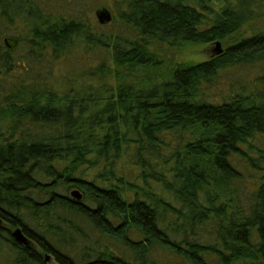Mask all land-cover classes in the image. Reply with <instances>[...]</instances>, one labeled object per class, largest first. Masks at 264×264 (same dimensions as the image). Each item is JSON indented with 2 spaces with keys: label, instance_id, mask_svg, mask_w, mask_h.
<instances>
[{
  "label": "trees",
  "instance_id": "trees-1",
  "mask_svg": "<svg viewBox=\"0 0 264 264\" xmlns=\"http://www.w3.org/2000/svg\"><path fill=\"white\" fill-rule=\"evenodd\" d=\"M86 1L0 0V264H264V88L221 80L264 65V0ZM71 59L101 84L57 89Z\"/></svg>",
  "mask_w": 264,
  "mask_h": 264
},
{
  "label": "rangeland",
  "instance_id": "rangeland-1",
  "mask_svg": "<svg viewBox=\"0 0 264 264\" xmlns=\"http://www.w3.org/2000/svg\"><path fill=\"white\" fill-rule=\"evenodd\" d=\"M108 8L112 16L118 14L116 8L114 7L113 0H87L86 3H83L82 12L84 16L91 21V23H100L97 17L96 11L98 8ZM118 23V21L111 20L107 23ZM255 26L260 29H264V19L259 21ZM244 33L252 32L253 28L250 25H246L244 28ZM163 50L159 52V55L168 62V60L177 61H199L210 57L213 54V45H189L185 47L182 51L176 50V48H170L163 46ZM68 63H65L67 68H59L56 70L55 81L53 82L54 86L57 89L65 90L68 86H72L76 89H85L89 88L91 85L101 84L103 81L99 76L85 75V73H78L76 71H69V68L72 69H88L90 67L87 63H80L78 61L66 60ZM64 64V63H62ZM264 76V65H256L252 67H241L236 69L226 70L222 75L221 80L224 84L223 87L226 90H230L231 87L236 89V79L241 78V82L245 83V90L248 92L250 90H257L264 88V82L261 81L260 76ZM70 76V77H69ZM109 81H113V78L110 77ZM221 85V86H222ZM71 194V193H70ZM50 264H56L54 260H50Z\"/></svg>",
  "mask_w": 264,
  "mask_h": 264
},
{
  "label": "water",
  "instance_id": "water-1",
  "mask_svg": "<svg viewBox=\"0 0 264 264\" xmlns=\"http://www.w3.org/2000/svg\"><path fill=\"white\" fill-rule=\"evenodd\" d=\"M96 14H97V17L99 19V22L103 23V24L111 21L112 17H113L111 11L108 8H104V7L98 8L96 11ZM222 51H223V48L221 46V42L217 41L215 48L213 49V54H219ZM73 194L76 195L77 197H82V194L79 190L74 191ZM14 235L19 241H21L23 243L29 242L28 238L23 234V232L20 228H17L14 231Z\"/></svg>",
  "mask_w": 264,
  "mask_h": 264
},
{
  "label": "bare ground",
  "instance_id": "bare-ground-1",
  "mask_svg": "<svg viewBox=\"0 0 264 264\" xmlns=\"http://www.w3.org/2000/svg\"><path fill=\"white\" fill-rule=\"evenodd\" d=\"M76 190H78V189L73 188V189L70 191L72 197H73V198H76V199H81L82 197H77L76 195L73 194V192L76 191ZM81 194H82V193H81Z\"/></svg>",
  "mask_w": 264,
  "mask_h": 264
}]
</instances>
